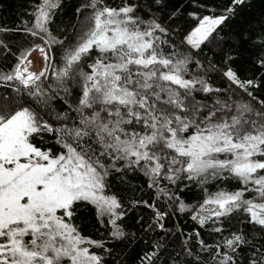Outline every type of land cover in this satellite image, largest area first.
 <instances>
[{
	"label": "snow or ice",
	"instance_id": "snow-or-ice-1",
	"mask_svg": "<svg viewBox=\"0 0 264 264\" xmlns=\"http://www.w3.org/2000/svg\"><path fill=\"white\" fill-rule=\"evenodd\" d=\"M245 2L231 0L220 16L191 14L198 23L182 43L200 51ZM61 3L40 0L34 23L22 29L39 43L13 51L0 39V55L14 57L7 72L0 70V81L12 88V93L0 95V264H102L103 257L91 248L103 244L81 235L73 219L90 205L98 219L109 217L112 235L122 239L125 233L117 221L125 213L106 190L109 175L125 169L142 173L149 188H158L169 199L173 196L159 187L161 181L206 184L209 179H234L241 188L208 194L191 219L204 228L209 221L219 225L222 218L235 217L264 233V99L253 95L264 80L242 79L230 64L222 71L225 88L213 87L202 75L186 78L191 57L179 58L166 50L168 42L160 34L167 36L168 29L135 15L138 6L131 3L114 7L106 0H84L76 11L89 10L86 24L74 46H65L49 28ZM11 31L21 29L0 26V34ZM56 45L63 46L59 54ZM260 46L264 48V33ZM86 59L91 60L88 71ZM232 59L228 56L226 63ZM256 65L264 73V55ZM195 66L203 67L199 61ZM69 81L80 89L71 108L75 117L56 112L52 105L57 89L69 91ZM237 89L257 103L243 97L233 100ZM197 93L211 98L212 104L197 100ZM221 93H229V98L212 96ZM45 134L62 150L38 147L34 140H43ZM143 204L154 213L152 223L165 215L154 203ZM177 210L192 209L180 202ZM195 235L198 251L185 245L189 259L184 264H201L199 251L211 253L203 264H237L238 249L248 243L239 230L215 247L200 239L199 232ZM159 247L146 251L141 264H156L162 255ZM256 251L259 257L254 251L248 264H264V244Z\"/></svg>",
	"mask_w": 264,
	"mask_h": 264
},
{
	"label": "trees",
	"instance_id": "trees-1",
	"mask_svg": "<svg viewBox=\"0 0 264 264\" xmlns=\"http://www.w3.org/2000/svg\"><path fill=\"white\" fill-rule=\"evenodd\" d=\"M40 0H0V26L7 29H21V31H11L0 34V39L15 51L21 45L39 43L38 38L31 37L22 29L31 27L34 23L33 13L35 6ZM84 0H62L61 7L56 10V14L49 25L52 34L63 39L65 46H74L78 34L84 28L90 12L88 9L81 8L77 13L76 9L81 6ZM109 6L119 7L122 3H131L138 6L135 15L141 19L151 22H159L164 28L168 29V35H161V39L168 43L166 50L174 52L177 57H191L188 65L189 77L191 75H202L213 87L225 88L226 82L222 78V71L230 64L242 79H255L260 82L264 80V73L256 65L258 56L264 55V48L260 46L261 34L264 33V0H246L245 4L238 6L235 15L221 25L212 38L202 45L200 51L189 49L182 40L194 27L197 26L196 17L220 16L231 4V0H161L159 4L153 0H106ZM174 46V47H173ZM63 46L56 45L54 51L59 54ZM2 51V50H0ZM92 57L97 53L92 52ZM233 59L227 61V57ZM199 61L203 67H197ZM14 62V57L0 55V70L7 72ZM86 59L84 70L88 71ZM62 61L60 56L56 57V67L60 68ZM79 67V66H77ZM55 86V81H51ZM234 87V86H233ZM68 92L57 89L58 98L52 101L56 112H66L75 117L76 113L71 110L75 106L80 89L72 81L68 82ZM12 93V88L5 82L0 81V95ZM196 99L202 103L212 104L213 100L203 93H197ZM253 95L264 99V83L261 87L253 90ZM213 97L219 96L221 99H228L229 93L212 94ZM233 100H250L256 104L255 100L247 97L239 89L231 94ZM242 102V101H241ZM53 124L57 121L51 120ZM34 143L43 149L52 148L54 152L61 151L59 145L55 143V138L47 134L44 139H35ZM108 195H115L120 201L125 214L122 219L117 221L121 231L125 233L122 239H116L113 235L112 226L108 223L109 217L97 218L95 208L87 206L81 208L73 219V223L80 230L81 235L103 244L102 248L92 247L91 251L103 257L102 264H141L140 257L146 252L151 251L154 245H159L161 258L156 264H163L171 255L172 261H179L184 264L186 259L185 245L191 247L193 252L198 251L196 244V233H200V239L206 244L215 247L223 238L230 237L233 232L243 231L248 243L238 249L237 264H248L249 257L256 252L259 257L261 245L264 244V233L257 231L251 226L248 229H232L236 222L235 217L222 218L219 225L209 221L204 228H201L197 221L191 216L199 210V206L204 202L206 196L220 190L232 192L241 185L238 181L228 179H209L206 184L198 181L180 179L176 184H171L167 180L161 181L159 187L169 192L173 199L159 193L158 188H149L148 180L142 173L132 169H125L121 172L113 171L107 180ZM251 193H246V197H251ZM159 196V198H157ZM179 197V201H175ZM154 203L156 208L165 213L158 223H152L154 213L151 209L144 206L143 202ZM182 202L191 211H178L177 204ZM207 213H201L206 215ZM152 223V227L148 225ZM162 223L161 229L158 224ZM220 226L222 233H215L211 228ZM204 260H210L211 253L199 251ZM190 259H195L193 256Z\"/></svg>",
	"mask_w": 264,
	"mask_h": 264
},
{
	"label": "rangeland",
	"instance_id": "rangeland-1",
	"mask_svg": "<svg viewBox=\"0 0 264 264\" xmlns=\"http://www.w3.org/2000/svg\"><path fill=\"white\" fill-rule=\"evenodd\" d=\"M186 45V44H185ZM187 46V45H186ZM188 47V46H187ZM189 48V47H188ZM250 226L247 224H241L238 220L232 225V229H248Z\"/></svg>",
	"mask_w": 264,
	"mask_h": 264
}]
</instances>
